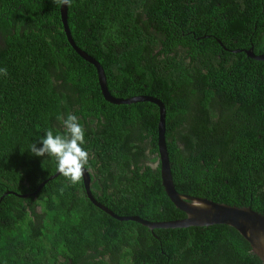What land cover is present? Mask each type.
<instances>
[{"label": "trees", "instance_id": "trees-1", "mask_svg": "<svg viewBox=\"0 0 264 264\" xmlns=\"http://www.w3.org/2000/svg\"><path fill=\"white\" fill-rule=\"evenodd\" d=\"M67 24L113 97L164 105L179 194L264 215V62L244 53L264 55V0H72ZM0 68V264H262L230 226L150 230L95 207L82 180L50 179L55 159L30 147L74 114L96 202L120 218H186L161 184L158 107L103 99L60 5L0 0Z\"/></svg>", "mask_w": 264, "mask_h": 264}, {"label": "water", "instance_id": "water-1", "mask_svg": "<svg viewBox=\"0 0 264 264\" xmlns=\"http://www.w3.org/2000/svg\"><path fill=\"white\" fill-rule=\"evenodd\" d=\"M60 19L63 27V32L66 36L67 42L75 53L87 63L94 66L97 72L98 85L103 96V99L114 105H130L138 102H149L158 107L159 119L157 125V150H158V164L160 166V178L164 191L173 203V205L185 213L186 218L172 222H148L139 217L120 218L113 214L108 208L95 201L91 194V179L87 170H85L82 177V184L84 192L89 201L98 209L102 210L112 218L119 221H134L147 227L150 230L154 229H175L187 227H208L212 225H227L234 228L243 239L250 245L251 252L259 258L264 264V215L253 211L250 207H235L226 204L215 203L205 198L193 197L184 194H179L172 182L170 172L169 159L165 143V107L158 99L149 96H135L128 99H121L113 97L106 86V78L104 71L100 64L88 56L85 52L79 49L71 38L70 31L67 24V5H60ZM245 55L258 62H264V55H255L253 49L250 48L244 51ZM59 174L58 172L50 179ZM45 182L42 183L36 190L37 194ZM30 196V195H28Z\"/></svg>", "mask_w": 264, "mask_h": 264}, {"label": "clouds", "instance_id": "clouds-1", "mask_svg": "<svg viewBox=\"0 0 264 264\" xmlns=\"http://www.w3.org/2000/svg\"><path fill=\"white\" fill-rule=\"evenodd\" d=\"M57 5L71 6L72 0H53ZM0 74L7 75L6 68H0ZM62 119L64 134H54L48 130L40 139L42 147L33 143L30 152L39 157L54 158L57 165V172L72 185L78 184L84 175L85 170L91 171L90 153L85 150V130L79 119L74 114H69Z\"/></svg>", "mask_w": 264, "mask_h": 264}, {"label": "rangeland", "instance_id": "rangeland-1", "mask_svg": "<svg viewBox=\"0 0 264 264\" xmlns=\"http://www.w3.org/2000/svg\"><path fill=\"white\" fill-rule=\"evenodd\" d=\"M156 165H157L156 163H153V164H152V167H154V168H155V166H156Z\"/></svg>", "mask_w": 264, "mask_h": 264}]
</instances>
